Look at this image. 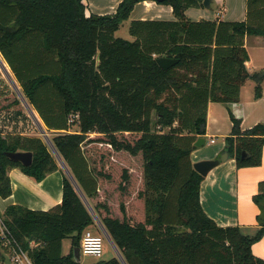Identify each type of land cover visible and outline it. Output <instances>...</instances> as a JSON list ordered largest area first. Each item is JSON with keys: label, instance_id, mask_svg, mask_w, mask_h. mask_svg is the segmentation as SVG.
<instances>
[{"label": "trees", "instance_id": "obj_1", "mask_svg": "<svg viewBox=\"0 0 264 264\" xmlns=\"http://www.w3.org/2000/svg\"><path fill=\"white\" fill-rule=\"evenodd\" d=\"M143 1L121 0L113 13L87 15L85 0H0V54L127 264H264L252 249L264 235V180L254 195L261 209L257 230L221 226L201 203L204 176L191 158L206 133L210 101H239L247 79L261 95L264 76L249 72L244 38L264 36V0H247L243 21L192 20L187 8L203 0H166L159 3L173 7L174 19H133V40L115 36ZM161 56L179 62L165 70ZM231 119L230 157L239 168L260 165L264 123L243 129L240 117L231 112ZM36 133L0 130L3 198L12 194L10 169L37 181L59 169L53 149ZM131 134L138 136L130 140ZM94 146L107 160L97 169L88 154ZM7 151H31L32 164L12 160ZM116 183L119 189L109 193ZM0 215L34 264H80L75 248L95 225L66 174L60 204L49 210L10 204ZM65 237L72 242L67 254ZM88 264L124 263L116 255Z\"/></svg>", "mask_w": 264, "mask_h": 264}, {"label": "crops", "instance_id": "obj_2", "mask_svg": "<svg viewBox=\"0 0 264 264\" xmlns=\"http://www.w3.org/2000/svg\"><path fill=\"white\" fill-rule=\"evenodd\" d=\"M120 1L85 0L87 15L92 12L97 14L113 13ZM214 8H216V15L210 16L212 12H209V10ZM189 12H192V15H189ZM186 15L192 20L243 21L247 17V0H211L209 7L201 4L187 8ZM131 18L170 20L175 17L171 5L162 4L155 0H145L135 6ZM254 36L262 37V35ZM248 37L249 35H246L244 38L250 56V60L246 64L249 72L254 73L263 70L264 66L260 67L256 63V58L247 45ZM261 44L263 45H261L260 50L263 51L264 40ZM261 86V95L257 96L256 81L247 79L241 86L239 101L230 103L210 101L208 103L207 128L206 133L202 135L206 138V141L201 146H195L193 149L191 153L193 163L203 159L221 158L223 152L227 150L226 137L230 135L233 127L231 112L242 119L243 129L251 128L258 123H264V81ZM33 111L41 125L46 127L37 111L35 109ZM13 113L14 116H21L16 111H13ZM34 121L30 120L26 128L19 132H14L9 127L10 124L4 126L9 128L0 130L4 135L10 132H12L11 134H34L38 125L35 118ZM45 130L47 132L48 128L46 127ZM48 133L51 134V131ZM220 137L222 141L218 143ZM211 139H214L215 142L212 143ZM64 174L65 172L60 166L58 170L48 174L43 180L37 181L18 167L10 169L12 194L7 198L0 195V212L4 213L10 204H20L34 210H49L60 204L63 198ZM262 180H264V147L262 163L258 166L239 168L236 159L229 156L227 160H221L218 166L204 176L200 191L201 203L207 214L215 219L219 225L240 226L245 231L253 233L259 227L257 215L261 212L260 207L254 201V195L258 193L259 182ZM37 244L35 241L31 243L32 246ZM71 248L72 242L68 249L64 250L63 239V253H69ZM252 249L256 256L264 259V235L253 244ZM2 256L0 257V264H13L11 254L7 259Z\"/></svg>", "mask_w": 264, "mask_h": 264}, {"label": "rangeland", "instance_id": "obj_3", "mask_svg": "<svg viewBox=\"0 0 264 264\" xmlns=\"http://www.w3.org/2000/svg\"><path fill=\"white\" fill-rule=\"evenodd\" d=\"M215 10H216V8H214L213 10L212 9L209 10V12H212V14L210 16L216 15ZM189 15H192V12H189ZM132 20L133 19L130 16V18L128 20H126L123 23V25L117 31H115V33H114L115 36H120V37L129 39V40H133L134 37L129 32V27H130ZM248 38L249 39L247 41V45L249 47V50L252 52L253 56L256 58V63L260 67L264 66V50L263 51L260 50L261 45H263L261 43H262V40H264L263 39L264 36L262 35V37H256L254 35H249ZM0 56H1V54H0ZM3 61L7 65V68L9 70V72L11 73L13 80H15V82L17 83L19 90H21L20 84L18 83L17 79L15 78L11 68L9 67V65L6 63V61L4 59H3ZM19 90L13 86L11 79L8 78V76L5 74V71L3 70V68L0 65V129L4 130V129L11 127V129L14 130V132H19V131H22L23 129L26 128V125L30 122V120H33V122H35L33 116L27 110V107L24 104V102L21 98V95L19 93ZM15 100H19L20 103L15 104L16 103ZM9 104H11V107L13 106V108L10 107V108H7L6 110H1V108H3L4 106H8ZM19 106L23 108L24 113L20 114L21 116H18V115L14 116L13 111H16L15 108H17ZM3 115H5L6 117H4ZM155 119H156V116L154 114L153 120H155ZM7 124H10L9 127H4ZM44 128L46 129V127H44ZM71 129L72 130L78 129L77 124H73L71 126ZM168 130H169L168 128L165 129V131H168ZM35 132H37L36 134L40 135L44 139V135L41 133L38 125H37V129ZM48 132L49 131L47 130V134H48L49 138H51L52 133L49 134ZM11 133L12 132L7 133L6 136L13 135ZM90 134H92V133H90ZM137 136H138L137 134H131L129 139L134 140ZM221 139H222L221 137L218 138V143H220L222 141ZM47 144L49 145V147L52 150V147L48 141H47ZM85 145H86V143H85ZM106 151H107L106 156L108 157L110 154V151H108V150H106ZM100 152H101V149L94 146V147H90V150L88 153L90 158H91V163L95 169L99 168L100 164L105 163L107 161L106 159L98 156L100 154ZM57 162H58L59 166H61V168L64 170L65 174L69 177L68 173H69V171H71L70 168L68 167L69 169H66L62 165V162L58 158H57ZM71 173H72V171H71ZM117 184L118 183H116L115 186H111L110 188H108V192L113 193L115 190L117 191V189H119L118 187H116V186H118ZM117 207H118V204H117ZM93 211H94V209H93ZM96 215H97V213H96V211H94L93 216H94V220H95V225L90 227V228L93 229L95 232L104 235V237H105L104 252H103V255L101 257L82 255L80 264H88V263H92V262H97L99 260L109 259V258L117 255L116 249L112 246V244L110 243L106 234H104V231L98 222V220H100V218L98 217V215H97L98 218H96ZM70 243H71V238L65 237L64 238V250L68 249ZM0 247H1L2 252H3L2 257L7 259L11 254L9 248L7 247V245H5L2 242H0Z\"/></svg>", "mask_w": 264, "mask_h": 264}, {"label": "water", "instance_id": "obj_4", "mask_svg": "<svg viewBox=\"0 0 264 264\" xmlns=\"http://www.w3.org/2000/svg\"><path fill=\"white\" fill-rule=\"evenodd\" d=\"M157 2H164L166 0H155ZM203 4L206 7H209L211 5V0H203ZM157 62L158 64L165 70L169 69L170 67L176 65L179 62V59L177 58H173V57H167V56H161L157 58ZM0 65L3 68V70L5 71V74L8 76V78L11 79L13 86L19 90V87L17 85V83L15 82V80H13L11 73L9 72L7 65L5 64V62L3 61L2 57L0 56ZM261 75L264 76V69L261 71ZM19 93L21 95V98L24 102V104L27 107V110L29 111V113L35 118V120L38 122V126L40 128L41 133L44 135V138L46 141L49 142V144L51 145L54 153L56 154L57 158L62 162V165L66 168L69 169L67 164L63 161L62 156L60 155V153L57 151V149L54 147L51 139L49 138L45 128L41 125V123L38 121L37 116L35 115L32 107L30 106L29 102L27 101V99L25 98V96L23 95V93L21 92V90H19ZM206 141V138L204 136H200L196 141H195V146H201L202 144H204ZM7 156L9 158H11L12 160L15 161H20L23 165L28 166L32 164L33 161V153L31 151H7L6 152ZM246 152H243V157H245ZM230 154L228 150H225L223 152V154L221 155V158H215V159H203V160H199L197 162H194V168L203 176H206L210 170H212L214 167L218 166L221 162V160H227L229 158ZM69 178L70 180L73 182L76 190L79 192L80 196L82 197L83 201L85 202V204L87 205V207L89 208L90 212L92 214H94L93 208L89 203V200L87 199V197L85 196V194H83V191L81 189V187L79 186L76 178L74 177V175L71 173V171H69ZM96 218L97 215H96ZM101 228L104 231V234H106L107 238L109 239L110 243L112 244V246L116 249L117 255L119 256V258H121V260L123 261L124 264H127L124 259L123 256L121 255V252L118 250L114 240L112 239V237L110 236V234L107 232V230L105 229V227L102 225L101 221L98 220ZM75 256L78 257V262H81V249L80 248H75L74 251ZM2 256V251L0 248V257Z\"/></svg>", "mask_w": 264, "mask_h": 264}, {"label": "built area", "instance_id": "obj_5", "mask_svg": "<svg viewBox=\"0 0 264 264\" xmlns=\"http://www.w3.org/2000/svg\"><path fill=\"white\" fill-rule=\"evenodd\" d=\"M75 117H77V115L72 116L70 122H72ZM211 142L213 143L215 140L211 139ZM0 238L2 239V243L9 248L13 264H34L28 252L21 246L15 244L10 238V231L2 215H0ZM104 241L105 237L103 234L88 228L82 236L80 246L81 254L101 257L104 252Z\"/></svg>", "mask_w": 264, "mask_h": 264}]
</instances>
